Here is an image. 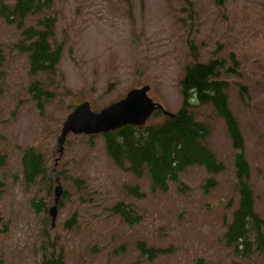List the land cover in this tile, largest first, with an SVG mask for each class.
<instances>
[{
    "label": "rangeland",
    "instance_id": "rangeland-1",
    "mask_svg": "<svg viewBox=\"0 0 264 264\" xmlns=\"http://www.w3.org/2000/svg\"><path fill=\"white\" fill-rule=\"evenodd\" d=\"M52 1L54 38L63 47L57 65L62 81L55 88L60 79L46 77V84L57 90L42 115L25 93L29 81L25 55L8 48L19 38L18 32L0 18V40L7 54L0 93V155H5L0 166V264H43L52 245L65 264H193L198 258L205 264L247 262L236 258L222 238L238 200L235 150L211 103L192 105L190 112L209 127L207 145L223 169L208 173L200 166L189 167L179 174L180 182H170L164 192H152L145 175L136 178L116 167L106 155L102 134L69 133L61 154L55 141L67 114L81 101H89L98 111L145 84L153 101L175 113L192 55L200 62L223 59L229 67L233 54L236 74L220 77L228 82V105L239 123L250 166L254 209L264 221L260 0H227L224 5L215 0ZM240 85L245 89L240 91ZM162 119L163 114H157L148 123ZM30 145L46 153L47 186H23L20 148ZM58 183L63 193L52 226L49 210ZM135 184L144 194L141 199L128 191ZM32 199L46 203L40 213L31 208ZM118 201L134 204L136 224H126L113 212ZM74 213L75 222L66 226ZM140 241L164 252L148 259L137 246ZM250 263L260 264L261 257L254 254Z\"/></svg>",
    "mask_w": 264,
    "mask_h": 264
},
{
    "label": "trees",
    "instance_id": "trees-1",
    "mask_svg": "<svg viewBox=\"0 0 264 264\" xmlns=\"http://www.w3.org/2000/svg\"><path fill=\"white\" fill-rule=\"evenodd\" d=\"M215 1L218 5H224L227 0ZM260 3L264 6V0H260ZM0 18L6 25H13L18 32L19 38L8 45V48L17 54L25 55L29 76L25 93L34 103L38 114L42 115L45 105L55 98L57 90H52L46 84V77L60 79L53 84L55 88L61 87L62 81L57 65L63 47L54 38L53 1L0 0ZM33 18H36L34 23H27ZM192 56L194 61L186 66L181 80L182 101L175 116L171 118L156 110L150 118L163 114V119L159 122L147 121L140 126L126 125L102 134L106 155L116 167L136 178L145 175L149 179L152 192H164L170 182H180L179 174L189 167L200 166L208 173H218L223 169V163L207 145L209 127L203 122L196 121L190 112L192 105L211 103L216 113L224 120L235 150V188L238 200L231 212L230 222L224 224L222 238L225 246L231 249L236 258L248 260L235 264H252L250 260L254 254L260 256V264H264V221L254 209L250 166L245 156L239 123L228 105L226 92L228 82L220 77L221 74H236L237 61L231 54V65L226 67L223 59L200 62L197 55ZM6 59L5 45L0 40V93L3 91ZM64 88L67 93L68 89L65 86ZM243 89L245 88L240 85L239 90ZM4 158V154L0 155V166L4 163ZM19 167L25 188L37 183L48 185L49 167L46 153L41 147L31 145L21 147ZM75 181L79 182L78 188L81 190L80 180ZM209 181L212 183L213 179ZM2 186L0 179V188ZM127 188L132 192L133 198H143L144 194L138 184ZM231 202L230 199L227 206L231 205ZM44 204L46 205L40 200L30 201V206L36 213L43 210ZM112 210L128 225H134L139 221L131 202L118 201ZM75 220L76 213L72 214L65 225H70ZM137 246L148 259L164 252L162 249L147 246L143 241L138 242ZM52 249L53 252L51 250L48 253L43 264H65L61 252L56 254L57 247L52 245ZM193 264L205 263L202 258H198Z\"/></svg>",
    "mask_w": 264,
    "mask_h": 264
},
{
    "label": "water",
    "instance_id": "water-1",
    "mask_svg": "<svg viewBox=\"0 0 264 264\" xmlns=\"http://www.w3.org/2000/svg\"><path fill=\"white\" fill-rule=\"evenodd\" d=\"M149 90L150 86L147 84L132 88L122 99L114 101L98 111H94L91 108L89 101H81L67 114L62 123L60 133L55 141L56 152L58 154L62 153L69 133L96 135L104 134L126 125H144L156 110H161L168 117H174L175 113L165 110L160 103L153 101L148 95ZM54 190V205L49 210L52 226H54L57 204L63 193L59 183Z\"/></svg>",
    "mask_w": 264,
    "mask_h": 264
}]
</instances>
